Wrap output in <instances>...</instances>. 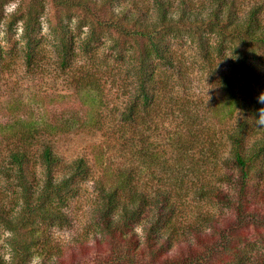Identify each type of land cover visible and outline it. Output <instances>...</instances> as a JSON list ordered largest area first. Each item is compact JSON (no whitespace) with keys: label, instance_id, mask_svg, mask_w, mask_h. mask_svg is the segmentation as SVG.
Masks as SVG:
<instances>
[{"label":"trees","instance_id":"16d2710c","mask_svg":"<svg viewBox=\"0 0 264 264\" xmlns=\"http://www.w3.org/2000/svg\"><path fill=\"white\" fill-rule=\"evenodd\" d=\"M8 1L0 0V31L21 22L29 68L39 55V12L46 2L27 0L8 11ZM49 1L54 8L79 11L89 38L106 32L126 51L132 80L114 107L88 69L74 78L75 105L35 102V115L29 96L25 103L8 102L22 109L16 118L0 121V240L10 249L8 257L0 251V264H26L43 237L42 226L67 220L64 208L94 169L90 210L99 230L92 240L76 239L51 253L48 264L250 261L264 238V128L254 122L264 107L239 97L234 80L221 73L220 99L196 112L181 89L186 67L174 42L190 38L207 61L226 44L236 54L238 71L256 79L264 58V0ZM51 26L60 66L70 68L78 47L70 25L56 15ZM5 54L0 43V73ZM90 130L99 139L90 144L89 157L65 160L55 151L60 135ZM155 131L161 137L154 138ZM110 150L119 153L118 160L107 155ZM154 167L162 177L150 186ZM193 196L215 200L226 212L199 210L178 224Z\"/></svg>","mask_w":264,"mask_h":264},{"label":"rangeland","instance_id":"374dc122","mask_svg":"<svg viewBox=\"0 0 264 264\" xmlns=\"http://www.w3.org/2000/svg\"><path fill=\"white\" fill-rule=\"evenodd\" d=\"M26 1L9 0L6 8L11 11L17 3L25 4ZM45 2L44 10L39 12L42 25L39 55L29 68L25 66L22 55L21 22L17 21L10 31L5 25L1 27L0 43L6 53V63L3 72L0 73V121L16 118L21 113V104L14 105L13 108L9 106L8 102L11 99H14L13 101L19 99L25 103L26 97L29 96L32 105L35 102L39 105L59 107L77 104L73 81L83 69H88L100 79L109 107L120 105L129 92V84L132 80L129 54L114 46L106 32H99L98 35L89 38L88 27L83 24V17L79 11L57 9L49 0ZM24 9L25 6L18 11L19 15L24 13ZM56 15H60L64 23H69L76 47L78 46L75 60L71 67L66 69L60 66L55 35L52 32L51 25ZM174 46L177 56L186 67V73L180 77L181 89H184L183 94L189 95L192 99L194 105L191 107L196 112L203 113L204 105H214L220 99L221 90L217 75L221 73L234 80V90L239 97L250 96V101L256 100L264 107V103L259 102L258 99L264 93V58L258 61V78L251 79L244 77L238 71L236 54H233L226 44L221 52H213L209 61L201 57L196 43L186 36L175 40ZM32 107L35 109L34 114L37 115L36 105ZM157 135L161 137V134L153 132L154 138ZM98 139L99 133L94 130L60 135L54 141V148L65 160L81 155L89 157L90 144ZM107 155L114 161L119 159V153L114 150H110ZM92 172L90 178L82 182L79 193L64 208L67 220L63 222L56 220L42 226L43 237L33 245V254L27 259L26 264H48L51 253L66 249L76 239H93L99 228L90 210L96 195L92 181L97 171L94 169ZM150 173L148 183L154 186L162 177V173L159 167H154V171ZM199 210L213 213L226 212L225 207L215 200L193 196L189 199V205L184 208L182 216H179L178 224L179 221L184 222V219H194ZM258 242L253 252L255 256L243 264H264V238ZM0 251L9 256L10 249L5 239L0 240Z\"/></svg>","mask_w":264,"mask_h":264},{"label":"clouds","instance_id":"9594fccd","mask_svg":"<svg viewBox=\"0 0 264 264\" xmlns=\"http://www.w3.org/2000/svg\"><path fill=\"white\" fill-rule=\"evenodd\" d=\"M258 99L259 102L264 103V93H262ZM254 122L255 125L258 126V128H264V108H261L259 110L258 119H255Z\"/></svg>","mask_w":264,"mask_h":264}]
</instances>
